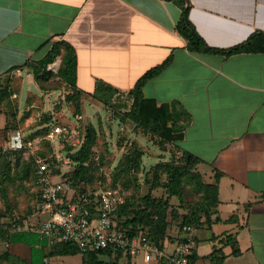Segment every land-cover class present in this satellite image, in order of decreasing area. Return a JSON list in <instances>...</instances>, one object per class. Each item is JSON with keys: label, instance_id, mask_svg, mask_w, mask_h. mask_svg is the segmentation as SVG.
Wrapping results in <instances>:
<instances>
[{"label": "crops", "instance_id": "1", "mask_svg": "<svg viewBox=\"0 0 264 264\" xmlns=\"http://www.w3.org/2000/svg\"><path fill=\"white\" fill-rule=\"evenodd\" d=\"M205 41L230 48L264 31V0H186ZM175 0H0V77L43 58L58 39L77 53V87L93 92L98 80L130 90L171 54L172 62L143 87L146 97L177 103L187 115L179 145L201 158L219 181L221 220L196 231L202 239L233 233L240 253L223 264H264V52L191 51L177 29ZM16 68V69H14ZM204 170V171H205ZM178 240L166 239L171 252ZM210 250L208 251V253ZM207 253V254H208Z\"/></svg>", "mask_w": 264, "mask_h": 264}, {"label": "rangeland", "instance_id": "2", "mask_svg": "<svg viewBox=\"0 0 264 264\" xmlns=\"http://www.w3.org/2000/svg\"><path fill=\"white\" fill-rule=\"evenodd\" d=\"M61 66L62 56L59 54L47 65L34 60L27 64L22 73L14 70L0 77V264H29L30 246L13 243L7 236L15 230L36 227L40 221V200L33 183L32 152L50 147V139L46 137L49 124L57 120L74 124L75 116L81 115L78 130L80 138L85 134L84 140L85 128L94 126L96 141L87 161V179L81 180L79 184L119 191L127 205L122 213L124 218L133 216L138 209L145 207L148 194L163 199L169 196L168 172L165 169L159 172L160 179L155 183L159 163H185L184 150L178 140L163 139V136L139 126L126 115L133 103L129 90H120L114 94L112 102L118 108L90 95H82L80 110L77 111L76 103L68 99L73 90L60 76ZM169 106L173 117L168 120V125L177 131L183 130L187 115L180 111L177 103ZM19 131L33 139L32 142L36 139L39 142L25 149H11L8 146L10 138ZM84 140L76 146L72 145L73 152H79ZM52 144L56 150L58 143ZM136 157L138 160L135 165L133 159ZM200 163L198 161L195 166H188L182 175L184 203L173 195L166 206L168 221L165 232L174 241L183 240L187 233L188 224L182 223L183 216L191 206L206 200L204 190L192 176L193 173H199L203 182H211L208 168L205 170ZM200 215L205 217L203 212ZM156 230L152 228V232L156 233ZM210 239L214 242L201 240L197 264H215L208 255L216 247L230 248V244H225L223 240L219 241V246L217 236ZM101 258L110 261L107 256ZM46 261L48 264H97L84 259L82 254L47 256ZM114 262L161 264L162 260L159 263L155 260L145 262L138 256L134 259L118 258Z\"/></svg>", "mask_w": 264, "mask_h": 264}, {"label": "trees", "instance_id": "3", "mask_svg": "<svg viewBox=\"0 0 264 264\" xmlns=\"http://www.w3.org/2000/svg\"><path fill=\"white\" fill-rule=\"evenodd\" d=\"M182 7L181 18L178 22L177 29L188 39V48L191 51L205 52V53H222L225 56H229L234 53L241 52H264V31L258 30L252 33L246 40L239 44L231 46L230 48H219L208 44L201 34L196 29L195 25L190 19L189 11L190 7L187 5L186 0H175ZM62 56V66L60 67V76L64 78L70 86L73 92L68 96V99L76 103V110H80V97L82 95H90L98 98L106 104H112L114 108H118L117 104L112 102V98L117 91L122 89L114 86L113 84L104 80H98L96 87L93 92H84L77 87V53L73 45L64 39H58L52 43V47L49 52L41 59L35 60L41 62L43 65H47L53 62L57 55ZM173 60L171 54L162 63L157 64L148 69L143 75H141L134 87L128 92L133 97V103L131 108L126 112V115L135 121L139 126H143L146 129H152L156 134L163 136V139H175L180 141L184 138V130L177 131L172 126L168 125V120L173 117V112L170 110L168 103H159L154 97H146L143 92V87L146 82L157 76L161 71L167 67ZM34 61V60H33ZM31 62V61H30ZM30 62H27L29 64ZM38 63V62H37ZM26 64V65H27ZM35 67H37L35 65ZM16 69V68H14ZM76 114V113H75ZM58 123H63L57 120ZM71 122V121H70ZM47 132L50 126H47ZM86 138L84 143L79 150L75 153L72 150V146L65 144V148L71 151L73 161L76 162V168L68 173L74 181V184H79L83 179H87L88 165L87 161L90 158L92 146L96 141V130L94 126H88L85 128ZM28 138V137H27ZM50 147L43 149L38 152L43 155L49 154L53 150V144L50 140ZM52 144V145H51ZM48 149H52L51 151ZM140 154L137 155V157ZM185 163L174 164L164 163L157 167L156 180L157 183L160 179L159 172L165 169L168 172L167 186L169 188V196L166 199L159 197H151L149 194L146 196L147 205L143 208L138 209L135 214L131 217L124 218L123 211L125 210L126 204H122L119 210V223L131 227L132 231H138L140 229L149 230L150 234L154 237L161 248H164L165 240L169 237L166 236L165 227L167 226V213L166 206L170 201L171 196H177L182 203L185 201V190L184 183L182 181V175L188 169V166H195L201 158L196 154L184 150ZM133 159V163L136 165L138 158ZM54 165V163H53ZM59 172L60 169H55ZM32 171H33V183L34 188L38 197L37 183H36V172L34 159L32 160ZM193 177L197 179V183L201 185L206 195V200L202 204L191 206L189 211L183 216L182 223L193 224L197 228H201L205 225L211 226L214 222L220 221V216H214L217 213L219 205V181L221 172L216 171L214 182H203L201 175L193 173ZM200 212L205 213V217L200 215ZM157 217V218H156ZM155 227V231L152 232V228ZM158 231H160L158 233ZM8 239L13 243H24L30 246V260L29 264H48L46 261L47 256L53 255H76L82 254V257L88 261L97 264H116L119 257H113L110 253L99 251V252H88L81 253L78 245L72 242H58L55 244H49L44 238H41L40 234L34 230V228L19 229L8 233ZM215 238V237H214ZM170 239V238H169ZM172 239V238H171ZM223 242L229 243L233 247V253L235 255L240 253L239 243L236 235L233 233L225 234ZM216 247V246H215ZM8 255V253H6ZM107 256L108 260H103L101 257ZM198 254L196 248L190 255V263L197 264ZM215 264H223L226 257V253L222 248L216 247L212 253L208 255ZM130 259V258H129ZM114 260V261H113ZM161 264H169L165 260H162Z\"/></svg>", "mask_w": 264, "mask_h": 264}, {"label": "built area", "instance_id": "4", "mask_svg": "<svg viewBox=\"0 0 264 264\" xmlns=\"http://www.w3.org/2000/svg\"><path fill=\"white\" fill-rule=\"evenodd\" d=\"M75 117L74 124H49L46 137L58 143L56 150L46 155L32 152L40 200V221L34 230L49 244L76 243L81 253L106 251L122 259L140 256L145 262L165 260L169 264H191L190 255L197 245V226L188 225L185 238L167 252L149 230L132 231L131 227L119 223V210L124 203L119 191L74 184L68 173L76 168V162L71 151L64 148L66 143L76 146L84 140L85 134L80 138L78 130L81 115ZM32 140L19 131L12 135L8 146L25 149L38 141Z\"/></svg>", "mask_w": 264, "mask_h": 264}]
</instances>
